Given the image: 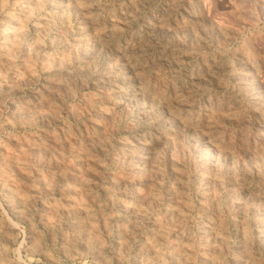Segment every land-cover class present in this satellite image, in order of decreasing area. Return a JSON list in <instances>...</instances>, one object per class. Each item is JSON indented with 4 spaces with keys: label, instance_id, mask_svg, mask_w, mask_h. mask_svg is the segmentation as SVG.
Here are the masks:
<instances>
[{
    "label": "rangeland",
    "instance_id": "obj_1",
    "mask_svg": "<svg viewBox=\"0 0 264 264\" xmlns=\"http://www.w3.org/2000/svg\"><path fill=\"white\" fill-rule=\"evenodd\" d=\"M263 215L264 0H0V264H264Z\"/></svg>",
    "mask_w": 264,
    "mask_h": 264
},
{
    "label": "bare ground",
    "instance_id": "obj_2",
    "mask_svg": "<svg viewBox=\"0 0 264 264\" xmlns=\"http://www.w3.org/2000/svg\"><path fill=\"white\" fill-rule=\"evenodd\" d=\"M261 212H263V211H261ZM263 217H264V215H263ZM255 219V218H254ZM261 221H262V219H261ZM262 223V222H261ZM263 224V223H262ZM264 225V224H263ZM260 226H262V225H260ZM263 227V226H262ZM261 232V231H260ZM262 233V232H261Z\"/></svg>",
    "mask_w": 264,
    "mask_h": 264
}]
</instances>
